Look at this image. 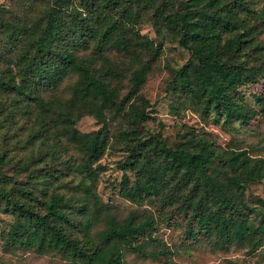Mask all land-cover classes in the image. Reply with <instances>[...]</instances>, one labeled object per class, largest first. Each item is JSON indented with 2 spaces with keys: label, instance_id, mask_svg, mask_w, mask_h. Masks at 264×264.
I'll use <instances>...</instances> for the list:
<instances>
[{
  "label": "trees",
  "instance_id": "1",
  "mask_svg": "<svg viewBox=\"0 0 264 264\" xmlns=\"http://www.w3.org/2000/svg\"><path fill=\"white\" fill-rule=\"evenodd\" d=\"M11 1L16 9L0 2V98L6 102L0 101V110H4L5 119H15L18 112H31L37 106L39 123L30 137L37 136L42 158L48 163L66 156L67 168H76L90 181L80 183L84 194L77 193L76 188L70 193L61 191L51 179H44L33 189L14 184V177L4 171L10 158L0 150V203L14 216L5 245L36 252L55 250L70 264H125L127 248L145 257L166 253L162 248L149 250L146 246V240L155 239L149 233L155 224L152 214L142 217L133 211L118 220L96 194L92 163L104 152L106 138L80 131L75 126L79 113L73 109L93 91L99 103L94 115L104 124L106 109L124 113V101L138 94L150 68L149 60L139 62L130 71L127 92L119 99L97 69V56L84 54L91 42L94 53L102 57L103 50L111 47L136 55L133 46L149 48L152 40L142 38L132 27L126 28V22L114 16L119 0H82V6L71 4V0ZM123 1L127 5L122 14L131 23L136 0ZM202 1L205 7L161 16L171 31L180 32L178 43L192 56L177 71V84L204 115L247 123L257 112H264V89L253 94L254 105L245 100L239 86L257 80L261 68L248 66L237 57L249 45L264 49L263 43L253 42L254 34H250L256 28L264 31V7L253 10L246 3L250 0H234L236 7L229 1ZM36 4L39 8L34 11ZM238 8L246 14H238ZM255 16L259 17L257 23L251 21ZM249 21L253 24L247 27ZM126 29L130 37L115 36ZM70 73L76 74L71 96L65 101L45 99L44 94ZM149 105L144 98L142 105L132 104L128 123L120 130L126 150L119 162L120 195L137 204L151 199H159L164 205L177 202L187 234L212 232L224 242L248 241L251 250L257 249L264 241V227L248 226L243 194L249 182L264 178V158L241 156L234 148L222 147L191 130H186L181 135L184 140L175 146L155 135L144 139L137 125L147 115ZM56 124L60 127L52 131L50 126ZM68 142L80 151L79 159L68 154ZM29 157L33 163L34 154ZM22 168L28 169L27 162ZM29 171L27 179H32L33 172ZM99 219L104 226L92 235L91 228Z\"/></svg>",
  "mask_w": 264,
  "mask_h": 264
},
{
  "label": "rangeland",
  "instance_id": "2",
  "mask_svg": "<svg viewBox=\"0 0 264 264\" xmlns=\"http://www.w3.org/2000/svg\"><path fill=\"white\" fill-rule=\"evenodd\" d=\"M234 0H218V4ZM7 6L11 5L16 9V4L11 0H0ZM82 0H71V4L82 6ZM245 2V0H244ZM250 8L264 7V0H257L252 3L246 2ZM42 4V3H41ZM127 5L119 0V6L114 16L126 22V28L132 27L142 35V38L152 40L153 45L133 46L136 55L129 51H119L114 47L103 50L104 56L94 53L92 42L85 50L86 56H97V69L107 77L111 86L117 93V98H122L129 87L130 71L138 67L139 62L149 60L150 68L146 74L137 95L124 101V113H115L112 110H105V120L98 122L94 111L99 108L95 100L94 92L86 94L85 102L76 108L79 118L75 126L91 135L106 138L104 152L92 166L96 169L94 179L95 191L103 204L109 206L118 220L129 216L131 212H139L140 216L152 214L155 220L149 233L154 240H146L149 250L157 248L164 249L166 253L157 257L141 256L131 248L124 251L125 264H264V241L255 250H251L248 241L224 242L212 232H198L195 236L187 234L184 225L183 213L178 212L177 202L170 205L162 204L159 199L145 200L142 204L127 200L119 193V182L122 170L119 162L126 155L123 143L120 141V130L128 123L127 112H130L131 105H142V98L149 102L146 107V116L137 127L140 136L144 139L155 135L162 137L167 145L175 146L182 142V134L186 130L196 132L200 136L212 139L222 147H232L241 156L264 158V112H257L247 123L234 120L227 121L223 116L216 118V115H204L197 107V104L188 99L177 84L176 73L189 59H192L191 52L178 43L180 32L171 31L162 19L164 14H181L186 9L196 10L205 7L202 0H136L133 3L132 22L130 23L122 14L121 9ZM39 4L33 6L37 11ZM212 7H210L211 9ZM25 8L20 9L21 11ZM238 14H246L242 8L237 9ZM23 17L33 14H20ZM253 23L259 22V17H253ZM249 21L247 27L253 24ZM129 30L118 31L115 36L125 35L130 37ZM254 34L253 42H262L264 47V31L256 28L250 32ZM157 48L155 49V47ZM156 54L153 56V54ZM238 60H243L246 65L260 66L261 71L257 73V80L247 82L239 86L245 100L255 105L253 94L264 89V49H254L249 45L238 55ZM209 65L208 63H206ZM102 68V69H101ZM108 68V70H107ZM109 68L111 70H109ZM106 72V74L104 73ZM76 80V74H68L63 82L54 90L47 91L44 96L47 100L65 101L71 96V86ZM0 101L5 104L3 98ZM1 103V104H2ZM2 105H0L1 107ZM40 110L34 106L31 112L17 113L15 119H5L4 110H0V150H5L10 158L5 166L8 176H13L14 184H26L30 188L36 185L41 186L44 179H51L53 185H58L59 190L84 194L81 181L83 173L79 170L67 168L66 156H59L52 162H46L42 158V150H38L39 141L36 137H30L32 128L38 123ZM103 124V125H102ZM60 125H51L52 131L58 130ZM46 130L43 131V135ZM62 140L67 141L63 136ZM68 154L79 159L81 153L76 150L73 143L68 142ZM34 154L35 159L30 162L29 155ZM28 169H23L25 163ZM29 169L32 170V179H27ZM132 177V175H131ZM78 184V185H77ZM12 186V185H10ZM243 199L247 203L245 209L247 224L251 229L258 225L264 227V178L249 182L244 188ZM10 208L4 209L0 203V262L2 264H70V261L58 251L49 250L36 252L31 248L17 246L7 247L4 238L14 216L9 212ZM102 219L91 228V234L103 228ZM81 238V234L78 233Z\"/></svg>",
  "mask_w": 264,
  "mask_h": 264
}]
</instances>
